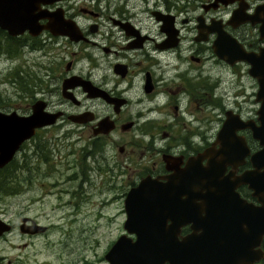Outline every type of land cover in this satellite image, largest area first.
Masks as SVG:
<instances>
[{"label": "flooded vegetation", "instance_id": "flooded-vegetation-1", "mask_svg": "<svg viewBox=\"0 0 264 264\" xmlns=\"http://www.w3.org/2000/svg\"><path fill=\"white\" fill-rule=\"evenodd\" d=\"M93 1L57 0L34 8L29 2L19 9L15 0H0L2 24L21 23L18 12L29 15L38 8L60 7L63 19L73 20L80 31V38L71 40L47 28L32 34L28 28L11 33L0 26V49L8 58L22 48L37 50L39 38L44 41L42 47L48 39L58 44L47 56L44 77L32 88L29 108L17 112L29 114L38 100L44 111L57 115L53 122L34 128L30 153L24 149L27 138L0 166V190L19 192L15 176L22 170L33 177L48 176L58 172L60 164L65 180L76 181L70 193L79 198L82 182L91 187L97 175L104 174L109 183L97 188L106 187L114 191L113 196L123 198L143 178L164 182L173 175L180 199L193 194V206H189L193 208V259L199 246L218 241L235 259L233 264H264L260 220L264 208V0H240L242 15L248 17L237 24L229 20L236 0L215 6L210 5L213 0L201 2L203 12L194 16V22L193 17L167 10L162 0H141L137 10L125 1ZM222 8H228L225 16L218 12ZM166 14L172 15V34L165 28L162 17ZM197 17H201L199 27ZM47 20L38 18L37 23ZM215 27L232 36L254 60L228 62L218 57L212 45ZM207 61L212 65L209 70L203 67ZM251 63L254 72L249 71ZM196 80L203 92L195 88ZM219 87H223L220 97ZM193 99L199 108L208 105L220 111L213 134L199 144L195 141L198 145H193ZM224 121L235 126L232 139L216 136ZM40 129L62 132L56 137L50 134L53 144L58 145V137L67 139L64 163L59 158L49 160L47 144L40 143ZM73 132L77 134L70 140ZM75 142L78 149L73 151ZM15 155L20 158L14 160ZM5 166L10 167L9 176L2 172ZM30 174L26 176L31 179ZM12 177L16 179L12 190H5L3 180L12 182ZM4 211L0 205V221L9 227L0 239L12 230L38 233L21 230L32 222L44 226L41 231L46 229L32 216L18 212L5 217ZM169 223L170 218H165L164 226ZM190 224H181L174 240H182L191 231Z\"/></svg>", "mask_w": 264, "mask_h": 264}, {"label": "rangeland", "instance_id": "rangeland-1", "mask_svg": "<svg viewBox=\"0 0 264 264\" xmlns=\"http://www.w3.org/2000/svg\"><path fill=\"white\" fill-rule=\"evenodd\" d=\"M108 1H125L127 6H132V10H137V6L142 4L141 0ZM148 1L153 3L154 0ZM162 1L167 6V10L177 12L179 17L185 15L193 17L194 22V16L203 12L200 3L205 0ZM173 6L178 9L175 11ZM218 12L225 16L228 8H222ZM43 42L39 38L37 50L27 51L22 48L12 55L13 58L6 57L0 49V110L25 113L26 108H29L32 88L44 77L42 69L47 66V56L56 51L58 45L55 41L48 39L47 44L42 47ZM211 66L207 61L203 67L209 70ZM25 79L29 84L23 91L20 89L23 85L20 80ZM195 88L203 92L202 84L198 80H196ZM222 89L223 87H219L217 92H222ZM220 96L223 95L219 93ZM194 101L193 99V145H198L204 137L213 134L218 124L220 111L211 110L208 105L199 108L198 105L195 106ZM52 133L53 137L62 134L60 131L40 129L38 134L43 140L40 143L47 144L49 160L59 158L60 163H64L65 152L69 149L64 145L67 139L58 137L56 139L58 145L53 144V138H49ZM76 134L73 132L70 140ZM195 141H198V144ZM31 143L33 144L34 140L29 138L24 147L29 153L32 151ZM56 147H58V153L54 152L57 150ZM74 147L72 150L76 151L78 142L74 143ZM109 151L107 149L106 153L108 154ZM17 158L19 159L20 155H15L14 160ZM27 163L30 162L27 161ZM63 166L58 165V172L39 177H33L29 172L22 170V174L18 173L15 176L20 181L19 192L10 194L8 191L0 190V205L4 206L5 217H15L18 212H22L46 225L44 231L35 234L26 235L12 230L1 238L0 264H108L103 257L104 252L119 233L125 232L122 226L125 217L123 196H113V190L96 187V185L109 184L104 181V174H102V177L97 175L95 184L91 187L82 182L80 198L75 197L70 192L75 190L76 181L65 180L66 174L62 176ZM101 166H104L103 162ZM108 166H112L114 170L113 162H110ZM9 168L5 166L2 172L9 176ZM27 174H30L31 179L26 176ZM15 178L12 177V182L10 179H4L2 187L5 190H12L13 181L16 182ZM104 199L108 200L104 201Z\"/></svg>", "mask_w": 264, "mask_h": 264}, {"label": "water", "instance_id": "water-1", "mask_svg": "<svg viewBox=\"0 0 264 264\" xmlns=\"http://www.w3.org/2000/svg\"><path fill=\"white\" fill-rule=\"evenodd\" d=\"M54 1L57 0H15V3L19 9H22L25 3L27 6V3L32 2L34 8L40 3ZM232 1L234 0H213L210 5L215 6L217 2L226 4ZM236 1L237 6L231 11L229 17V20H234L235 24L248 17L242 15L240 0ZM38 18H47L48 20L45 24H39L37 23ZM162 18L165 20V28L170 31V34L175 32V28L172 26V15L166 14V18ZM17 19H20L21 23L9 25L2 24L1 20L4 19L0 18V26L11 29L9 30L11 33L21 32L24 28H28L32 34H36L42 28H47L52 33L65 34L71 40L80 38L78 27L73 20L63 19L60 7L51 11L38 8L35 13L29 15L18 12ZM197 20V27H199L201 17H197ZM215 29L217 34L212 45L218 57L228 62L245 57L254 60L237 46V41L227 32L218 27ZM253 70L254 64L251 63L249 71L254 72ZM39 102L37 100L31 105L29 114H18L14 110L9 112L0 110V166L10 160L18 145L33 134L35 127L54 121L57 113L44 111ZM234 128L235 126H228L224 121L217 131V138L221 140L225 135H228L232 139ZM261 153L264 159V148ZM194 159H198V157ZM185 170H187V166ZM175 181L173 175H169L164 182L146 177L127 191L123 198L125 217L122 226L125 232L120 233L104 252L103 257L108 264H163L164 262L167 264H193V260L194 264H233L235 259L228 257V249L218 241L208 243L202 248L199 246L193 259V208H189L190 205L193 206V194H185L180 199L176 194ZM180 204L181 207H179ZM167 217L170 218V223L165 227L164 219ZM24 220L25 217L22 218V221ZM260 220L261 229H264V208L260 212ZM185 222H191V231L182 240H174L175 232ZM8 227V224L0 221V233L7 230ZM43 229L44 226L34 222L27 225L26 228L21 227L22 231L30 233ZM126 233H134L135 237L131 239Z\"/></svg>", "mask_w": 264, "mask_h": 264}, {"label": "trees", "instance_id": "trees-1", "mask_svg": "<svg viewBox=\"0 0 264 264\" xmlns=\"http://www.w3.org/2000/svg\"><path fill=\"white\" fill-rule=\"evenodd\" d=\"M20 82H21V85L23 84L22 86H20V89H21V90L24 91L25 89L28 88V87H27V84H29V82H28L26 79L23 80V81L20 80Z\"/></svg>", "mask_w": 264, "mask_h": 264}]
</instances>
